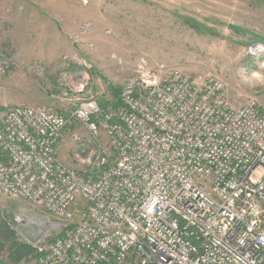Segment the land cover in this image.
I'll return each mask as SVG.
<instances>
[{
    "label": "built area",
    "instance_id": "1",
    "mask_svg": "<svg viewBox=\"0 0 264 264\" xmlns=\"http://www.w3.org/2000/svg\"><path fill=\"white\" fill-rule=\"evenodd\" d=\"M13 65L0 48V80ZM75 100L13 105L0 129V196L46 213L36 264H264V104L178 69L130 80L117 106ZM74 121L80 169L58 154Z\"/></svg>",
    "mask_w": 264,
    "mask_h": 264
},
{
    "label": "rangeland",
    "instance_id": "2",
    "mask_svg": "<svg viewBox=\"0 0 264 264\" xmlns=\"http://www.w3.org/2000/svg\"><path fill=\"white\" fill-rule=\"evenodd\" d=\"M0 15V48L16 62L0 80V129L13 105L63 113L75 98L108 105L130 80L175 69L220 76L234 105L264 104V83H248L253 73L264 78V0H0ZM88 141L74 121L59 157L80 169L75 152ZM45 217L23 198L0 196V264H14L9 232L32 249L17 264H36Z\"/></svg>",
    "mask_w": 264,
    "mask_h": 264
},
{
    "label": "trees",
    "instance_id": "3",
    "mask_svg": "<svg viewBox=\"0 0 264 264\" xmlns=\"http://www.w3.org/2000/svg\"><path fill=\"white\" fill-rule=\"evenodd\" d=\"M193 28H194V26H193ZM197 29H200V26H198ZM114 93H115V95L113 97L115 99V102H111L109 104H113L114 106H117L118 105V99H119V96L121 94V90L116 89L114 91ZM101 105L103 107L108 106V105H103V104H101ZM0 156H1V152H0ZM10 237L12 238V240ZM8 238H9L8 240L11 241V248H10L11 254L10 255H11V259H12L14 264H17L18 262H20L21 258H23L25 255L32 253V249L30 247H25L23 245H20L16 241H14L13 236H12V234H10V232L8 233ZM36 257H37V255H36ZM8 264H10V263H8Z\"/></svg>",
    "mask_w": 264,
    "mask_h": 264
},
{
    "label": "clouds",
    "instance_id": "4",
    "mask_svg": "<svg viewBox=\"0 0 264 264\" xmlns=\"http://www.w3.org/2000/svg\"><path fill=\"white\" fill-rule=\"evenodd\" d=\"M249 86H254L257 83H264V78L258 76V74L253 73L252 77L248 78Z\"/></svg>",
    "mask_w": 264,
    "mask_h": 264
},
{
    "label": "crops",
    "instance_id": "5",
    "mask_svg": "<svg viewBox=\"0 0 264 264\" xmlns=\"http://www.w3.org/2000/svg\"><path fill=\"white\" fill-rule=\"evenodd\" d=\"M1 33H2V20H1V15H0V36H1Z\"/></svg>",
    "mask_w": 264,
    "mask_h": 264
}]
</instances>
